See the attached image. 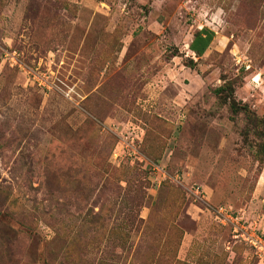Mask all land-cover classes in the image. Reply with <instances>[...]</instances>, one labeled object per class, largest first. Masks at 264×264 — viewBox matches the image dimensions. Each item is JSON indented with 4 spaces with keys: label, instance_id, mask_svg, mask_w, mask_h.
Here are the masks:
<instances>
[{
    "label": "rangeland",
    "instance_id": "374dc122",
    "mask_svg": "<svg viewBox=\"0 0 264 264\" xmlns=\"http://www.w3.org/2000/svg\"><path fill=\"white\" fill-rule=\"evenodd\" d=\"M220 208L264 240V0H0V264H264Z\"/></svg>",
    "mask_w": 264,
    "mask_h": 264
},
{
    "label": "built area",
    "instance_id": "2783aa9c",
    "mask_svg": "<svg viewBox=\"0 0 264 264\" xmlns=\"http://www.w3.org/2000/svg\"><path fill=\"white\" fill-rule=\"evenodd\" d=\"M132 154H130L131 156ZM219 218L223 220L224 222H229L232 225L233 233H236L239 235V237H242L243 240L248 242L251 246H253L257 251V255L260 258L261 262H264V240L261 238L259 239L255 234H250L247 229V221L244 219V217L238 213L234 214L230 211H226L224 208H220L218 210ZM242 224V225H241Z\"/></svg>",
    "mask_w": 264,
    "mask_h": 264
},
{
    "label": "trees",
    "instance_id": "16d2710c",
    "mask_svg": "<svg viewBox=\"0 0 264 264\" xmlns=\"http://www.w3.org/2000/svg\"><path fill=\"white\" fill-rule=\"evenodd\" d=\"M202 36H205V38L202 41H199ZM214 36H215L214 33L204 28L201 32L195 35L193 42L189 46V50L195 53L196 58H201L208 50Z\"/></svg>",
    "mask_w": 264,
    "mask_h": 264
},
{
    "label": "crops",
    "instance_id": "0c3cea01",
    "mask_svg": "<svg viewBox=\"0 0 264 264\" xmlns=\"http://www.w3.org/2000/svg\"><path fill=\"white\" fill-rule=\"evenodd\" d=\"M204 28H205V27H202V28H200L198 31H196L195 35L198 34L199 32H201ZM205 29H207L208 31H210V32L213 33V31H212L211 29H208V28H205ZM195 35L192 37V39H191L190 42L188 43V53H189L191 56H193L194 58H196V55H195V53H193V52H191V51L189 50V46H190V44L193 42V40H194V38H195ZM204 38H205V36H202L201 39H200L199 41H202ZM217 41H218L217 38L214 36V38H213V40H212V42H211V44H210L208 50H207L206 53L204 54V56L207 55L209 52H212V51H214V50H219V51L222 50V49H220V48L217 47ZM196 44H197V43H196ZM204 56H202V57H204Z\"/></svg>",
    "mask_w": 264,
    "mask_h": 264
}]
</instances>
